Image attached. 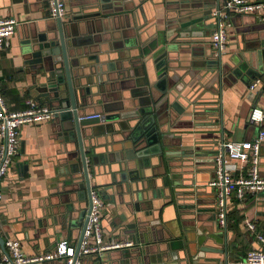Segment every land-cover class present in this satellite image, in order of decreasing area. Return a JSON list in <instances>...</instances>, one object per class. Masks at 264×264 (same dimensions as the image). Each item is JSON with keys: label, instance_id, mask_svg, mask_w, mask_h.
I'll use <instances>...</instances> for the list:
<instances>
[{"label": "crops", "instance_id": "1", "mask_svg": "<svg viewBox=\"0 0 264 264\" xmlns=\"http://www.w3.org/2000/svg\"><path fill=\"white\" fill-rule=\"evenodd\" d=\"M50 1L0 0V17H12L17 21L9 44L0 49V92L9 110H23L27 107V101L33 99L28 91L34 79L30 70L32 65L24 53L23 42L30 31L41 32L55 27V19L49 16ZM62 1L66 8L61 18L64 34H70V26L74 27L75 38L79 40L78 59L86 74L83 82L90 91L88 97L91 101L86 114L99 112L116 115L132 110L135 98H132L130 91L144 82L142 59L147 60L149 77L153 79V62L156 59L152 58H156L162 50L170 58L171 74L180 83L176 85L173 81L175 87L169 89L172 91L169 100H177L178 106L187 107L185 112L189 114L180 116L172 111L174 124L168 128V137L171 136L169 140L173 147L169 149L179 152L182 146H190L199 152L206 150L191 164L190 170L194 169V176L184 172L181 156H175L172 161L174 167L169 169L167 166L166 172L162 168L136 169L135 161L140 147H133V141L129 139L131 128L138 120L134 117L99 122L88 129L92 127L96 132L94 141L98 145L97 154L112 159L117 156L120 162L127 161L131 170L141 172L138 180L128 178L122 182L119 169L115 167L117 164L109 167L95 157L97 154L92 156L90 152H87L86 158L92 190L97 192V188L106 187L100 216L104 241L132 242L131 224H136V231L139 230L137 223L145 224L146 239L140 235L131 249L140 250L150 245L153 252H149V255L160 254L161 263L156 261L154 264H181L172 260L170 253L161 252L158 246H167L170 241L185 244L188 235L201 233L204 239L206 234L215 231L217 222L212 215L216 214V196L207 184L214 176L216 148L221 142L247 141L256 135L258 125L249 122V116L254 107H260L264 112V73L260 76L261 84L251 91L248 84L252 80L243 72L238 75L228 73L219 90L216 84L210 86L205 63L215 57L211 44L215 20L209 17L204 21L208 26L204 38H180L178 30L173 28L177 26L178 12L188 3H180L179 0H124L102 11L93 6L95 0ZM194 1H197V7L204 4L212 6L211 10L225 2ZM259 23H264L262 12L232 14L222 53L224 60L230 62L238 59L249 49L259 46ZM201 30L197 27L193 31L198 33ZM159 34L167 35L165 49L158 44L150 48L147 51L149 54L144 57L141 46L152 43L155 35ZM140 36L142 41L139 40ZM134 56L141 58L131 59ZM122 62L127 63L125 68ZM96 68L100 69V82L96 72L91 73ZM192 103L198 110L194 118L190 114ZM217 105L219 110L216 114L208 112ZM120 107L122 110H117ZM261 126L264 127V119ZM61 132L59 123L53 118L24 125L19 132L17 155L1 185L0 235L4 239H17L22 253L27 256L51 251L62 239L76 246L80 235V229L72 227L70 223L78 212L71 211L68 217L67 208L75 206L78 192H84V187H80L83 183L81 161L78 154L74 156V143L64 140ZM127 150H130L127 154L131 157L129 160H126ZM226 159L232 174L245 170V166L241 169L238 161ZM150 160L151 164L156 162L153 158ZM71 166L78 172L71 174L67 170L66 173L65 169ZM259 168L264 178V142L260 148ZM113 174L115 182L112 181ZM131 175L134 178L137 173L132 172ZM164 177L169 182L168 189L162 187ZM136 183L141 191L139 198L136 197V189H132ZM188 188L191 189L190 194L185 192ZM258 193L247 196L243 201L236 200L233 195L227 199L226 231L231 254L227 264H238L248 250L259 247L254 233L246 227L247 222L253 221L256 230L264 234V195ZM193 201L198 207L196 215L199 221L196 224L193 221L194 212L186 208ZM203 244L216 245L211 241ZM126 247L129 246L83 256L80 264H135V261L130 262L124 256ZM177 254L181 256L183 250H177ZM207 255L223 257L211 252ZM146 259L148 262L147 256ZM33 264L64 263L62 259H56Z\"/></svg>", "mask_w": 264, "mask_h": 264}, {"label": "water", "instance_id": "2", "mask_svg": "<svg viewBox=\"0 0 264 264\" xmlns=\"http://www.w3.org/2000/svg\"><path fill=\"white\" fill-rule=\"evenodd\" d=\"M118 1L123 2L124 0H95L93 6L103 11L117 6ZM179 2L188 3V6L178 12L176 19L177 26L173 29L178 30L180 38L187 36L204 38L208 30V26L204 21L212 17V6L204 4L201 5V7H197V5H195L197 1L194 0H179ZM61 18L62 17L54 18L55 27L52 29L41 32L30 31L29 36L26 37L23 44L24 53L27 55L29 64L32 65L30 70L32 71L34 79L32 84L28 87L29 93L33 95L32 100L38 105H44L54 110L52 118L55 121L57 120L60 125L62 131L61 137L66 141L74 143V156L78 154L80 157L83 175V183L80 184V187H84V192H78L76 194L77 203L74 204L75 206L71 208L70 205L67 208V213H69L68 217H70L71 211L78 212L77 217L71 218L70 222L72 227L76 226L80 229V235L75 247V257H77L78 248L90 212L91 191L93 189L89 181L86 154L90 152L91 155L94 156L97 154L96 148L98 146L94 141L96 135L95 130L92 127L90 130L88 129L92 124H98L99 122L110 121L117 118L129 119L134 117L138 119L135 126L131 128L132 133L129 136V139L133 141V147H140L139 154L137 155L138 159L135 161L136 169L162 168L165 171L167 166L169 169L174 167L172 161L175 156H181L184 161V172L192 173L194 176V169L192 168V170H190L191 164H194L195 159L197 160L199 156L204 155L206 150L199 152L190 146H182L179 152L169 149L173 147V144L169 140L171 136L168 137V128L174 124V119L171 117L172 111H175L180 116L189 113L185 112L187 107L180 108L178 106L177 100H169V94H172V91L169 89L175 87V83L178 85L180 82L177 77L171 74L170 58L165 50L157 54L156 58H152L156 59L154 62L152 60L153 70L155 72L153 79L149 77L147 60L145 58L142 59L145 73L144 76L142 75L144 82L142 85L133 87L130 91L132 98H135L133 102L134 108L132 110L121 111L116 115L102 114V118L98 120H79L80 116L86 115L85 111L89 107L88 105H90L91 100L88 97L90 91L83 82L86 74L82 70L78 59L77 47L79 46V40L75 38V29L70 26V34L66 33L67 35H65ZM256 20L259 19L256 18ZM197 27H200L202 30L195 33L193 30ZM257 31L259 46L253 50L249 49L247 54H243L240 58L238 57V59L234 58L230 62L223 59V54L215 55V57L209 58L206 61L205 69L209 77L210 86H215L216 84L215 87L219 90L222 82H224V77L228 75V73L238 75L243 72L249 80L260 78L262 73H264V23H259ZM166 39L167 35H155L152 39V43L148 42L146 46H141L143 56L145 57L149 54L147 51L153 46L154 48L157 47L158 44H161V47L165 49L166 46L164 44ZM139 40L142 41L141 36ZM135 58L140 59L141 57L134 56V58L131 59L134 60ZM95 59L98 62L97 58ZM130 62L132 63L133 61L130 60ZM126 64V62H122V67L125 68ZM93 72H96L99 80L100 69L96 68L91 71V73ZM205 104H207V102H205ZM192 105L190 114L191 117L194 118L198 110L195 103H192ZM211 105L213 104L211 103ZM117 110H122V107ZM217 110H219V105L212 107L208 112L216 114ZM104 111L108 110L104 109ZM259 128L260 127L257 126V132ZM218 147L219 145H217L216 152ZM127 151L126 155L129 154L130 150ZM95 157H98L101 163H106L109 167L113 164H117L115 167L119 169V178L122 182H125L128 178L138 180L137 178L141 176V172L139 173L136 172V170H131L129 163L127 161L120 162L121 159L117 156L115 159L107 155L105 158L103 154H97ZM151 158L155 159L156 162L151 164ZM129 159H131V157L127 155L126 160ZM67 170L71 172V174L78 172L73 166H71L70 169H65L66 173ZM132 172L137 173V176L133 178L131 175ZM112 181H116L114 174L112 176ZM125 184L127 185V183ZM128 187H126L127 191ZM162 187L169 188V182L166 177L163 178ZM132 189H136V197H141L138 183H136ZM96 190L101 198H105V196L102 195L106 187H99ZM174 191L177 192V190ZM185 192L186 194H190L191 189H185ZM258 194L261 196L264 195V189ZM192 199H194V196H192ZM195 204L194 201L193 203L189 202L186 208H190L188 210L194 212L193 221L196 224L199 219L196 215V213H198V207H196ZM212 217L215 221L216 214H213ZM137 226L139 228L138 231L135 229L136 224H131V238L133 241L132 245L126 247V250L123 251V254H125L124 256L130 262L135 261V264H154L156 261L161 263L160 254H156L155 256L149 255V252H153L150 245H145L140 250H138L139 248L136 250L131 249L135 245V240L137 241L140 239V235L146 239L147 229H144L145 224L137 223ZM201 235V233H198V235L195 234V236L188 235L185 244H182L180 241H170L167 246H158V248L161 252L166 251L170 253L172 260L179 261L181 264H220L221 262L227 264L231 254L228 249L229 235L226 231V227L221 228L217 223L215 231L206 234V238L202 239L203 236L201 237ZM4 241V237L0 235L1 249L4 248ZM210 241L216 245L208 246L207 244H203ZM179 249L183 250L181 256H178L179 253L177 254V250ZM209 252L222 255L223 257L209 256L207 255ZM146 256L149 258L148 262Z\"/></svg>", "mask_w": 264, "mask_h": 264}, {"label": "built area", "instance_id": "3", "mask_svg": "<svg viewBox=\"0 0 264 264\" xmlns=\"http://www.w3.org/2000/svg\"><path fill=\"white\" fill-rule=\"evenodd\" d=\"M66 12L62 0H51L49 3V16L62 17ZM264 13V0H225L222 6L212 10L215 20V29L211 34V44L215 55L224 52L227 43V34L230 27L232 14ZM17 21L12 17H0V49L9 44V38L14 34ZM261 84L260 78H254L248 88L254 90ZM54 110L44 105H38L33 100L27 101L23 110H9L3 95L0 92V201L2 198V182L6 177L13 158L18 152L19 132L24 125L36 124L50 120ZM102 114L92 113L79 117V120H98ZM264 119L260 107L252 108L249 120L260 128L257 134L247 141L221 142L214 157V176L208 186L214 190L216 196V220L218 225L226 227L227 224V199L230 195L238 201H243L247 196L253 195L264 189V178L260 175V148L264 142ZM238 161L241 169L237 174H232L228 168L227 159ZM103 200L96 191H91V206L84 233L75 257V247L66 239L57 243L55 249L37 253L31 256L24 255L17 239H5L4 248H0V264H33L62 259L64 264H80V258L105 250L131 246L132 242H105L101 229L100 216L103 210ZM249 231L259 244L258 248L250 249L238 264H264V234L256 230L253 221L246 223Z\"/></svg>", "mask_w": 264, "mask_h": 264}]
</instances>
